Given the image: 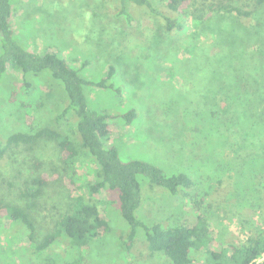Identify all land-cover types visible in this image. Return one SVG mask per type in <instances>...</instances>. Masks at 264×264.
Instances as JSON below:
<instances>
[{
	"label": "rangeland",
	"instance_id": "rangeland-1",
	"mask_svg": "<svg viewBox=\"0 0 264 264\" xmlns=\"http://www.w3.org/2000/svg\"><path fill=\"white\" fill-rule=\"evenodd\" d=\"M162 1L154 0L158 8ZM211 1L199 0L198 7ZM12 3L13 37L22 48L56 53L92 82L86 90L89 107L110 114L112 133L106 144L117 150L121 160L141 159L157 164L167 174L186 173L192 177L196 184L186 189L188 192L215 199L209 225L225 247L231 241L239 242L237 236L241 239V231L264 226L260 194L251 189L250 178L241 177L245 175L241 169L247 168L251 160L264 157V5L258 6L254 0L235 2L240 8L253 10L256 23L253 27H259L263 34L246 52L241 54V44L236 46L237 31H221L226 40L223 38L222 42L220 38L219 43L211 45L214 33L208 25L205 32L210 35L198 38L206 47L189 54L184 48L185 37L166 31L153 12L139 9L138 22L128 24L117 14L118 0H13ZM127 8L136 7L127 3ZM191 21L192 32L195 20ZM223 24L241 29L235 22H221L222 28ZM110 65L116 69L112 77L107 75ZM22 77V71L9 68L0 79L2 138L27 130L26 109L19 101L9 100L10 92ZM28 80L34 83L35 98L46 96L30 109L37 127L66 128L68 115L57 119L67 97L62 84L48 70L30 73ZM45 85L50 87L46 93L42 89ZM130 109L137 111L131 121L124 116ZM209 111H216L217 118L210 119ZM243 111L257 119L261 117L260 123H241L237 114ZM36 162L41 163L39 168ZM75 166L82 181L95 179L98 166L88 156H79ZM69 171L57 142L46 138L39 139L33 148L23 144L11 146L0 159V197L11 202L27 206L29 201L23 191L30 176L47 173L53 177L38 197L40 206L30 208L38 240L52 227L43 204L67 208ZM138 180L141 203L136 215L145 223L172 224L197 215L189 209L190 200L182 193L172 194L144 175H139ZM109 193L114 198L109 200L104 194L101 209L110 220L111 230L91 241L90 264H125L120 259L118 242L120 236H127L129 225L119 209L118 190ZM145 232L138 229L136 249L147 259L134 264H169L165 254L156 252L149 256L148 248L145 251L142 242ZM197 258L207 261L205 252L197 254Z\"/></svg>",
	"mask_w": 264,
	"mask_h": 264
},
{
	"label": "trees",
	"instance_id": "trees-1",
	"mask_svg": "<svg viewBox=\"0 0 264 264\" xmlns=\"http://www.w3.org/2000/svg\"><path fill=\"white\" fill-rule=\"evenodd\" d=\"M236 1L213 0L200 8L199 0H163L158 8L154 0H118L116 10L128 24L138 22L139 9L153 12L164 23L166 31L176 32L185 37L187 46L184 48L189 54L206 47L202 46L205 44H201L198 38L210 35L205 32L208 25H211L210 30L214 33L212 38L214 41L211 45L219 43L220 38L223 42L224 35H221V31H237L239 44L237 43L236 46L241 44L242 54L257 44L256 41L262 38L263 34L259 27H253L256 25L253 10L240 8L235 4ZM12 2L13 0H0L2 46L0 79L9 68L22 71V80L13 87L9 100L19 101L26 109L27 130L13 133L7 138L0 137V159L11 146L23 144L33 148L41 138L56 141L61 149L63 162L67 165V169L70 168L68 178L70 200L65 210H61L55 204H43L42 207L47 211L46 217L50 218L52 227L38 240L37 224L30 208L40 206L38 197L42 194L43 188L51 183L53 177L47 173H40L26 179L23 195L29 201L27 206L0 197L2 264H90L91 241L111 230L110 220L101 209L104 194L109 196V200L114 198V194L112 196L109 190H118L119 209L129 225L127 236L123 234L118 242L122 251L120 259L125 264L142 263L147 259L136 249L139 228L146 231L145 240L142 242L145 251L148 248L149 256L161 252L169 258V264H254L255 260L264 253V226H253L241 231V239L237 236L240 241L236 243L231 241L230 246L225 247L224 243L216 238L209 225V216L215 199L208 200L207 194L188 192L186 189L196 184L192 177L186 173L167 174L157 164L141 159L121 160L117 150L106 144L112 133L110 114L89 107L86 90L92 82L83 78L56 53H37L22 48L13 37L10 21ZM127 3H132L136 10L126 9ZM254 3L261 6L264 5V0H254ZM191 6L194 7L193 11H189ZM192 19L195 21L192 23L191 32L189 23ZM225 21L238 23L241 29L233 24L229 26L223 24L222 28L220 23ZM257 24L262 25L258 20ZM215 25L217 27H214ZM196 38V43L191 42ZM228 39L230 41V35ZM230 47L232 48L231 45ZM213 49L215 50L216 47ZM206 57L211 58L208 55ZM44 70H48L66 91L64 110L57 117L58 120L65 118L66 115L70 118L69 126L64 129L49 126L38 128L35 124V116L31 112L33 103L36 102L35 106H38L39 101L46 96L41 94L39 98L34 97L32 94L34 83L28 80V76L30 73L37 74ZM115 72V67L110 65L108 77H112ZM98 84L105 85L103 82ZM43 88L44 93L50 89L47 85ZM208 114L212 116L210 119L217 118L216 111H209ZM136 115L135 109H130L124 114L129 121ZM237 117L243 124H258L259 119L264 118L262 116L257 119L247 111L239 112ZM205 118L201 117V119ZM81 155L88 156L98 166L93 181L86 179L82 181L80 178V171L75 166V162ZM36 165L39 168L41 163L36 162ZM241 170L245 173L244 177L241 175L242 179L245 176L250 178L248 182L251 189L260 194L259 205L263 209L264 219V157L251 160L250 165ZM139 175L148 177L151 183L166 188L172 194L182 193L190 200L189 209L194 210L197 215H190V219L172 224L145 223L136 215L141 203ZM18 243L19 245H14ZM202 252L206 253V262L197 258V254ZM258 264H264V260Z\"/></svg>",
	"mask_w": 264,
	"mask_h": 264
},
{
	"label": "built area",
	"instance_id": "built-area-1",
	"mask_svg": "<svg viewBox=\"0 0 264 264\" xmlns=\"http://www.w3.org/2000/svg\"><path fill=\"white\" fill-rule=\"evenodd\" d=\"M263 260H264V253L259 258H257L255 261L259 262Z\"/></svg>",
	"mask_w": 264,
	"mask_h": 264
}]
</instances>
